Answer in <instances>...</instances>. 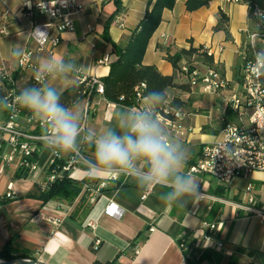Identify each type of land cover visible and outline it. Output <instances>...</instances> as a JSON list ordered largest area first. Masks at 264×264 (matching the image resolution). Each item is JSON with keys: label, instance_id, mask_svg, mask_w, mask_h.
<instances>
[{"label": "crops", "instance_id": "1", "mask_svg": "<svg viewBox=\"0 0 264 264\" xmlns=\"http://www.w3.org/2000/svg\"><path fill=\"white\" fill-rule=\"evenodd\" d=\"M37 1L41 0H0V30L8 32L7 35L0 33V70L19 74L14 82V90L19 93L34 75L30 70L18 68L19 56L25 48L35 49L29 37L32 23L47 19L42 16H35L33 20L20 18L17 12L23 3ZM77 1L83 10L73 18L72 30L62 33L52 56L47 52L34 56L37 70L49 73L46 81L38 84V89L53 88L59 94L80 82L81 77L101 80L117 59L111 43L103 37L105 23L116 10L113 1ZM146 1L120 0L121 9L114 14L108 28L113 43L127 40L144 14ZM184 2L175 0L171 10L162 11L160 24L148 41L142 64L154 66L163 75H174L177 84H188V79L173 68L167 57L182 49L202 46L212 53V62L209 64L193 56L190 59L193 65L200 71L215 68L230 88L237 87L247 33L257 25L255 18L249 15L248 5L231 0H210L207 7L190 13L185 11ZM254 2L264 9V0ZM4 10L9 11L6 19L2 17ZM220 12L224 18H220ZM104 58L107 62L99 63ZM181 61L183 57L178 65ZM61 62L66 67H57ZM46 65L51 67L46 69ZM189 87L187 92L168 90L169 100L179 96L185 102L180 118L173 122L182 125V135L175 134L171 126L157 116L171 136L188 148L190 157L184 169L186 173L202 148L218 139L221 112L230 93L228 89L208 94L200 83ZM139 106L152 110L146 98ZM214 106L219 108L220 114L213 118L210 109ZM68 109L78 115L79 125L86 117L88 140L83 141L79 134L77 147L88 163H79L68 173L73 183L67 186L71 192L67 198L43 203L36 196L35 188L42 187L50 173V148L40 146L36 156L38 169L27 171L20 168L18 157L12 162L3 159L9 149L0 140V253L5 248L3 254L15 258L38 257L48 264H91L93 261L102 264H264V222L246 216L228 203L247 204L249 198H253L258 204H264V172H253L248 179L235 177L225 184L208 175L193 173L189 175L198 181L200 197H183L166 206L161 197L172 189L156 184L151 185V192L141 199L144 188L133 178L120 175L113 179L87 170L95 164L93 139L108 129L119 134L124 114L132 112L129 107L108 102L103 95L95 94L88 104L86 99H81ZM25 110L26 113H21L16 120L17 127L30 134H43L47 129L46 124H39L43 119ZM6 116L7 110L1 103L0 122L5 121ZM60 155L65 160L70 153L60 151ZM248 184L251 185L249 191ZM49 218L57 222L54 224ZM203 222L217 226L213 235L222 243L221 249L198 246L206 231L200 230Z\"/></svg>", "mask_w": 264, "mask_h": 264}, {"label": "built area", "instance_id": "2", "mask_svg": "<svg viewBox=\"0 0 264 264\" xmlns=\"http://www.w3.org/2000/svg\"><path fill=\"white\" fill-rule=\"evenodd\" d=\"M231 1L240 2L239 0ZM82 10V4L77 0H41L34 3H23L17 12L20 14V18L33 20L35 16H42L47 21L32 23L29 37L34 41L35 49L25 48L23 50L18 59V68L34 72L33 80L38 84L44 83L49 73L47 70H37L34 63L35 54L47 52L52 56V50L60 43L62 33L72 30L73 18ZM250 10L257 25L256 29L247 33V43L244 48L245 56L237 87L230 88L229 83L215 68L209 67L200 71L191 62L192 57H183V61L179 65L180 74L188 79L190 86L200 83L203 91L208 94H216L220 90H230L221 112L222 125L218 139L202 148L200 156L189 166L187 171L188 174L208 175L224 184L229 183L235 177L240 176L248 179L253 172H264V84L261 81L262 69H264V9H261L254 2ZM8 15V10L2 12L4 19ZM0 33L8 34L4 29H1ZM204 50L207 55L212 56L209 50L205 48ZM105 62H107L106 58L99 61V63ZM11 75L12 72L0 70V89L4 93L1 100L2 105L7 110L5 121L0 122V140L3 141L5 148L9 149V153L4 154L2 157L6 162H12L15 157H18L20 168L35 171L38 169V165L36 160L32 161V159L36 157L39 147L44 146L43 141L50 129L44 120L39 122L40 125H47V129L43 134H30L17 127L16 120L21 114L19 95L14 88H7L3 83L7 81L14 84ZM86 79V77H81L80 81ZM86 85L88 94L94 90L95 94L103 95V83L100 79L90 77ZM144 87V83H140L134 89L136 102L129 107L132 112L145 109L139 106V102L143 99L142 91ZM86 101L88 104L89 100L86 99ZM148 110L153 112V109ZM86 111L87 108L85 113ZM156 115L170 125L175 134H183L182 125L180 123L173 124L175 120L180 118L179 110L166 107L163 109V114ZM85 118L84 116V121ZM27 121L30 122L31 118H27ZM84 121L79 125L80 134H82V140L87 141ZM50 150L49 165L51 166L62 157L59 149L50 148ZM69 153L70 155L65 159L61 171L57 169V165L50 169L47 180L41 187L42 189L48 183L60 177L61 172L66 171L68 175L71 170L76 168L77 164L88 163L79 147ZM112 178L116 179L118 176L113 175ZM102 186L103 184L100 187ZM8 187L11 189V185ZM100 187L96 189V192L99 191ZM250 189L251 185L248 184L247 191ZM150 192L151 185L143 190L141 199H144ZM7 196L10 197L11 194L8 193ZM228 203L243 211L246 216L256 217L264 222V204H258L253 198H249L247 204L241 202ZM109 208L110 206L107 210ZM49 220L54 224L57 222L55 218H49ZM203 228L206 231L202 233L198 246L202 248L211 247L216 250L221 249L222 243L213 235L217 226L214 223L203 222L200 230Z\"/></svg>", "mask_w": 264, "mask_h": 264}, {"label": "clouds", "instance_id": "3", "mask_svg": "<svg viewBox=\"0 0 264 264\" xmlns=\"http://www.w3.org/2000/svg\"><path fill=\"white\" fill-rule=\"evenodd\" d=\"M45 67L47 69L51 65ZM57 67L62 69L66 66L61 62ZM146 99L150 105L159 104L165 96L163 92L154 91ZM19 102L49 126L44 146L63 152L77 148L79 117L59 103L55 89H25L19 94ZM119 129V134L108 129L93 139L95 164L88 171L102 173L108 178L126 174L145 190L156 184L170 187L172 191L161 197L166 206L183 197L195 199L202 195L196 178L184 171L190 157L188 148L171 136L154 112L145 108L126 113Z\"/></svg>", "mask_w": 264, "mask_h": 264}, {"label": "trees", "instance_id": "4", "mask_svg": "<svg viewBox=\"0 0 264 264\" xmlns=\"http://www.w3.org/2000/svg\"><path fill=\"white\" fill-rule=\"evenodd\" d=\"M118 13L121 9L120 0H112ZM245 3L249 7V15H251L250 7L253 5L254 0H239ZM210 0H185L184 7L186 12H194L200 8L207 7ZM175 5V0H147L145 11L142 18L136 24L131 31L127 40L124 43L115 44L108 36V28L112 22L114 14L106 21L103 37L106 41H109L114 49L117 56L115 62L110 65L108 75L101 79L103 83V97L106 101L116 104H122L130 107L135 104V87L140 83H144L145 87L142 91L143 98H147L148 94L154 91L163 92L165 99L159 104H152V109L155 114H163V109H174L181 110L185 106V102L179 96H173L170 100L168 98L169 89H177L182 92L189 91V84H177L174 79V75H163L152 65H143L142 59L146 51V47L152 34L158 27L161 21L162 11L164 9L171 10ZM220 18H224L223 13H219ZM204 47L199 46L197 48L190 47L188 50L182 49L179 53L168 56V61L172 64L176 71H179V61L182 57L191 58L193 56L201 57L204 61L211 64V55H207ZM180 73V72H179ZM12 80L15 82L19 79L17 72H12ZM87 78L85 81H80L66 88L58 94L59 103L65 108L70 107L81 99L91 100L92 96L95 95L94 90L88 94ZM262 84H264V69H262L261 75ZM4 86L7 88H14V84H10L4 81ZM38 88V83L33 80V77L29 80V83L25 86V89ZM23 90V91H24ZM16 93L20 94L18 91ZM3 90L0 89V104L2 103L1 98L3 97ZM120 98H122L120 100ZM21 113H26L23 105L20 106ZM86 145V142L84 143ZM37 156V155H36ZM37 157L33 158L32 161L36 160ZM65 160L60 159L49 166L50 169L58 166L57 169L61 171V167ZM22 174V169H20ZM86 182V181H84ZM82 182V183H84ZM73 181L68 177L67 172H61L60 177L55 179L53 182L48 183L44 189L41 187L35 188L36 196L43 203L57 198H67L71 194L67 186L71 185ZM7 245V244H6ZM6 247V246H5ZM95 248H92L94 250ZM5 248L0 253V259L12 260L15 257L8 254H3ZM35 259V258H31ZM91 264H102L98 261H93ZM111 264V263H108Z\"/></svg>", "mask_w": 264, "mask_h": 264}, {"label": "water", "instance_id": "5", "mask_svg": "<svg viewBox=\"0 0 264 264\" xmlns=\"http://www.w3.org/2000/svg\"><path fill=\"white\" fill-rule=\"evenodd\" d=\"M0 264H48L40 259L15 258L12 260H0Z\"/></svg>", "mask_w": 264, "mask_h": 264}, {"label": "rangeland", "instance_id": "6", "mask_svg": "<svg viewBox=\"0 0 264 264\" xmlns=\"http://www.w3.org/2000/svg\"><path fill=\"white\" fill-rule=\"evenodd\" d=\"M210 111H211L213 118L215 116H218V114H220L219 108L217 106L212 107ZM35 259H38V257H35Z\"/></svg>", "mask_w": 264, "mask_h": 264}]
</instances>
